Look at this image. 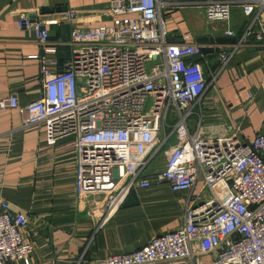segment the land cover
Masks as SVG:
<instances>
[{"label":"built area","instance_id":"2783aa9c","mask_svg":"<svg viewBox=\"0 0 264 264\" xmlns=\"http://www.w3.org/2000/svg\"><path fill=\"white\" fill-rule=\"evenodd\" d=\"M174 1L110 0L109 25L70 29L60 70L39 57V98L22 105L8 95L0 108L19 111L20 126L10 133L44 125L50 144L73 140L76 194L101 197L106 218L135 189L166 183L190 192L182 226L97 264H196L205 254L211 264H264V129L244 141L238 128L212 134L202 120L203 99L230 59L254 40L264 47V0L190 2L204 8L207 21L228 26L234 7L246 20L242 32L223 31L235 43L217 48L211 70L201 52L213 45L169 38L164 10L189 4ZM51 23L23 16L17 26L33 31L47 51ZM29 223L0 193V264H29Z\"/></svg>","mask_w":264,"mask_h":264},{"label":"crops","instance_id":"0c3cea01","mask_svg":"<svg viewBox=\"0 0 264 264\" xmlns=\"http://www.w3.org/2000/svg\"><path fill=\"white\" fill-rule=\"evenodd\" d=\"M175 2L174 0H169ZM176 4L164 10L171 40L213 45L202 53L208 70L218 64V47L235 43L223 31L242 32L246 20L234 7L228 26L207 21L199 4ZM110 0H0V98L15 94L25 105L40 97V56L58 71L68 61V40L73 26H105L112 18ZM68 12H74L69 20ZM54 20L49 24L48 50L43 51L31 30L21 29V17ZM208 131L224 134L238 128L244 141L264 129V47L255 40L228 62L202 102ZM16 108H0V193L13 213L30 217L24 238L33 251L29 264H97L117 253H130L155 234L184 223L190 192H174L165 184L135 189L112 216L106 218L102 198H79L74 188L76 157L71 139L50 144L46 128L14 130L20 125ZM199 184L192 191L195 194ZM82 258V259H81ZM200 255L196 264H211ZM18 264H26L24 261Z\"/></svg>","mask_w":264,"mask_h":264},{"label":"water","instance_id":"95a60500","mask_svg":"<svg viewBox=\"0 0 264 264\" xmlns=\"http://www.w3.org/2000/svg\"><path fill=\"white\" fill-rule=\"evenodd\" d=\"M68 39H69V35L68 36L66 35V37H64V40H68ZM197 41L204 42L205 39L204 38H198ZM66 49L69 50V46H67ZM205 52H206V48H202V53H205Z\"/></svg>","mask_w":264,"mask_h":264},{"label":"rangeland","instance_id":"374dc122","mask_svg":"<svg viewBox=\"0 0 264 264\" xmlns=\"http://www.w3.org/2000/svg\"><path fill=\"white\" fill-rule=\"evenodd\" d=\"M163 155H164V154H162V151H159L157 157L155 158V160H158V159H159V161L162 162L163 159H164V158H163Z\"/></svg>","mask_w":264,"mask_h":264}]
</instances>
